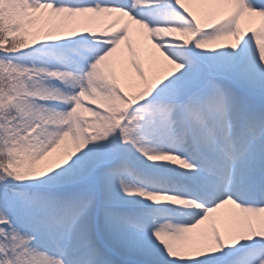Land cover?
<instances>
[{
    "label": "snow or ice",
    "instance_id": "6c2138e0",
    "mask_svg": "<svg viewBox=\"0 0 264 264\" xmlns=\"http://www.w3.org/2000/svg\"><path fill=\"white\" fill-rule=\"evenodd\" d=\"M0 264H264V0H0Z\"/></svg>",
    "mask_w": 264,
    "mask_h": 264
}]
</instances>
